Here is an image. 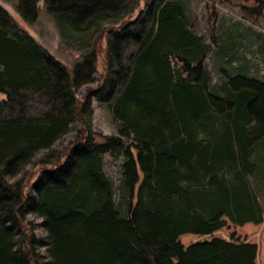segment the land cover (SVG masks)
<instances>
[{
  "label": "trees",
  "instance_id": "16d2710c",
  "mask_svg": "<svg viewBox=\"0 0 264 264\" xmlns=\"http://www.w3.org/2000/svg\"><path fill=\"white\" fill-rule=\"evenodd\" d=\"M40 1L83 56L69 70L0 4V264H258L248 235L264 222L261 188L251 181L264 184L256 152L264 82L236 73L212 88L204 64L210 45L178 1L151 0L133 19L139 0L13 6L32 23ZM102 37L105 73L80 102L76 92L93 82ZM99 94L118 127L97 141L90 100ZM31 95L46 110L31 114ZM75 120L86 132L77 131L62 161L42 169L33 195L23 179L10 181L38 152L50 155ZM117 149L124 214L102 168V155ZM26 212L42 219L45 241L18 239Z\"/></svg>",
  "mask_w": 264,
  "mask_h": 264
},
{
  "label": "rangeland",
  "instance_id": "374dc122",
  "mask_svg": "<svg viewBox=\"0 0 264 264\" xmlns=\"http://www.w3.org/2000/svg\"><path fill=\"white\" fill-rule=\"evenodd\" d=\"M150 1L139 0L138 7L130 18L133 19L140 12H145ZM175 1L184 7L192 31L201 35L204 41L210 45V52L205 58L204 64L209 71L212 88L218 87L224 79L236 73H242L249 78L253 77L264 82V3L258 5L253 0ZM14 2L15 0H0V4L10 13L14 21L32 35L52 56L66 65L69 70L81 60L83 52L75 50L71 43L60 36L54 19L42 7V1L39 2V16L32 23L25 22L19 16L14 9ZM96 47V72L92 76L93 82L78 88L76 96L80 102L85 99L90 90L101 83L105 73L106 38L102 37ZM132 50L133 46L128 48L125 56H128ZM100 94L91 97L90 100L92 108L90 130L97 141L106 135L116 134L118 127V123L113 120L108 109V101L101 98ZM101 95L105 96V94ZM4 98L5 95L0 94V99ZM28 106L31 114L46 110V106L37 95L28 97ZM79 130L85 131L80 120L70 123L68 132L53 144L50 155L46 156L44 151L38 152L32 162L10 181L23 179L24 192L32 194L31 185L40 175L42 169L53 167L58 159L60 161L64 159ZM256 152L260 160V169L264 172V140L259 142ZM43 159L44 162H42ZM102 159L103 172L112 181L115 201L122 202L120 210L124 214L126 203L120 188L121 165L124 160L123 149L107 152L102 155ZM251 181L260 185V198L264 202V184L261 179L253 177ZM220 234L228 236L226 231H220ZM17 236L26 244L32 238L45 241L46 233L42 219L31 212H26ZM248 239L256 241L258 264H263L264 222L254 233L248 235ZM36 247V252L45 259L47 252L44 246L39 244Z\"/></svg>",
  "mask_w": 264,
  "mask_h": 264
}]
</instances>
